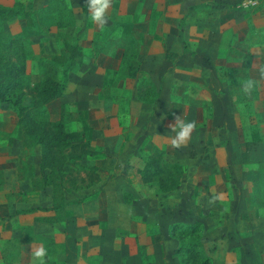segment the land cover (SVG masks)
<instances>
[{"label":"rangeland","instance_id":"obj_1","mask_svg":"<svg viewBox=\"0 0 264 264\" xmlns=\"http://www.w3.org/2000/svg\"><path fill=\"white\" fill-rule=\"evenodd\" d=\"M50 1L0 0L1 4L12 5L16 2L34 11L40 32L28 29L23 16H12L1 22L6 33L25 37L23 40L28 54L25 71L31 82L42 79L46 74L45 64L52 56L61 55L63 41L77 42L83 52L81 64L68 72L62 95L46 104L49 118H58L62 111L66 130H79L84 137L87 132L96 139L97 147L108 151L107 154L115 160V168H109L108 163H104L101 171L106 177L123 173L119 169L125 164H138L137 168L141 167L154 146L163 149L162 156L167 162L175 159L186 164L188 169L196 166L199 182L195 192L200 196L197 208L199 214L203 208L208 212L198 220L202 224V253L212 257L209 246L217 241L218 237L213 235L216 228L220 229V238L223 241L226 239L225 248L230 243L238 245L241 250L244 245L246 248L245 243L251 237L244 233L239 235L238 232L249 229L254 223L248 214L243 216V212L247 213L248 208L252 210L251 207L257 205L264 206V140L255 135L263 127L259 123L260 93L255 92L256 81L260 77L251 75L253 81H250L243 74L245 68L250 67L249 45L240 42L230 44L222 41V37L219 38V50L213 45L212 39L218 34L212 27V20L218 19L221 13L218 9L231 4H226L224 0H63L72 9L73 23L57 27L42 11V7ZM232 6L237 10L247 9L234 3ZM220 30L224 31L223 28ZM218 51L221 55L219 59L216 57ZM134 52L139 61V70L135 76L128 77L119 70V63L126 53ZM241 66L244 76L228 74L229 70ZM217 67L223 70L220 72ZM140 77L151 79L158 91L152 102L136 96V85ZM2 78L3 70L0 68V80ZM248 85L254 92L246 91L249 90ZM29 98L24 94L22 101L27 102ZM248 102L252 103V111L256 116L247 110L245 104ZM15 118L11 105L0 103V194L7 200L0 204V264L2 258L19 260L17 250L24 241L30 239L45 247L43 258L47 264L74 258L76 262L81 261V253L67 252L65 243L83 242V238H87V243L93 240V244H97L96 241L107 244L115 242L113 231L104 236L101 233L81 236L80 240L68 237L67 220L64 223L63 218L59 224L63 231H57L54 236H37L31 231L30 225L21 230L24 236L13 235L17 232L20 210L29 207V202L22 190L3 186L2 167L16 166L19 176L31 179V187L38 190L32 200L35 203L31 205L41 204L46 200L48 191H51L50 184L46 190L43 186L37 187L41 183L39 174L47 170L35 169L39 146L36 144L32 147V140L21 133L15 144L7 142L10 129L16 123ZM221 151L223 155H220ZM235 162V173H229V177L224 175L222 165L227 163L230 166V163ZM202 164L209 165L205 171L200 168ZM251 164L258 166L257 169L246 170L245 167ZM250 179L253 186L248 188L247 182ZM151 188V185L139 187L137 195L140 197L133 207L125 206L124 216L139 213L137 223L141 231L151 228L154 221L155 230L151 236L155 241L153 264H181L179 256L173 253L177 240L170 234V224L192 222L194 220L186 219L195 215V212L189 202L192 215H183L181 207L172 208L167 205V200L172 202L182 196L190 201L192 194L185 191L184 183L182 187L181 184L179 186L180 192L174 190L164 194L155 191L153 194ZM91 189L99 191V195L106 191L105 196L109 199L120 198L119 194L125 202L130 198L129 191L121 187H116V191L114 185L103 188V184H100L88 190ZM88 190L71 192L66 196L69 198L66 203L63 199V204H69L68 208L71 207L73 213L82 212L83 206L74 203L89 194ZM141 191L145 192L144 195L143 192L138 194ZM228 195L237 198L234 205L236 215L230 218L227 213L225 218L213 220L210 217L211 211L221 208L226 212L229 208L219 202V198ZM97 207L102 208H97V219L106 217L109 223L112 221L115 224L114 207L103 212L101 201ZM9 212H13L11 217L14 218H9ZM30 212L26 216L27 220L34 213L38 216L53 214L52 210L45 208H33ZM57 215L54 213V216ZM88 222L90 224L84 219L77 220V228L83 230V227L89 228L91 224L97 228V220ZM123 226H127L125 231L135 230L136 220L128 221ZM229 231L233 235L227 237ZM122 242L127 243V239ZM213 245L216 247V244ZM246 254L247 250L240 259L241 264H250ZM254 263L264 264V258ZM138 264L147 263L139 260ZM209 264H212L211 261Z\"/></svg>","mask_w":264,"mask_h":264},{"label":"crops","instance_id":"obj_2","mask_svg":"<svg viewBox=\"0 0 264 264\" xmlns=\"http://www.w3.org/2000/svg\"><path fill=\"white\" fill-rule=\"evenodd\" d=\"M149 1V0H145ZM226 4H231L227 5L226 8L223 9H218V11H221L218 15L217 20H212V27L216 30L217 32V37L214 36L215 38L213 40V45L215 46L216 50H219V47L221 45V42L219 41L220 37H222V41L224 42H240L249 45L250 47V67L245 68V76L249 77L250 81H253V79L250 78L251 75H259V80L256 81V91L259 92V106H260V119L259 123L263 125L261 128L262 130L260 131L259 134L257 135L261 140H264V0H256L255 5L250 6L249 8L244 10H237L234 9L232 6V3L236 5V2L238 0H224ZM223 28L224 31L222 32L220 29ZM213 38V37H212ZM231 44V43H230ZM215 56V55H214ZM219 51L216 53V57L219 59L220 58ZM214 57L215 59H217ZM235 59V58H234ZM241 67H237L236 69L229 70L230 72L228 73L230 76H241L242 71ZM217 70L221 72L223 70L222 68H218ZM223 75L224 73H220ZM244 76V75H243ZM67 83V82H66ZM249 86V85H248ZM249 90L246 91H252L250 86L248 87ZM254 89V88H253ZM58 98V97H57ZM52 101V100H51ZM246 102V101H245ZM245 104V103H244ZM247 106V110L251 113L253 112L254 115L256 116L255 112L252 111V103L248 102L245 104ZM16 117V116H15ZM16 119V118H15ZM249 119V123H250ZM16 122V120H15ZM251 124V123H250ZM12 130V129H10ZM86 137L90 139L94 144L97 142L96 139L91 135L85 133ZM15 142L11 143L12 145L15 144ZM186 143V142H185ZM190 144V143H188ZM96 146V145H95ZM98 152L92 155H84L81 158V162L86 165H91L94 164L97 166V172L99 175V179L91 183L87 186L80 187L75 190L71 191H65L64 192V198H65V203L68 201L69 198L66 196L69 195L71 192H79L81 189H90L93 186H98L100 184H103V188L107 187L110 188L112 185L116 187H121L126 189L127 191L130 192L129 195V202H125L123 197L120 198H114V199H109L107 196L106 191L103 192L102 195H99V191L91 189L88 190L87 195L82 196L81 199H79V202H75L74 204H79L83 206V211L82 212H72L68 206L64 204V216H63V222L67 220V236H73L75 239L78 238L80 240L81 236L83 237H88L90 235H99L100 233L102 236H104L105 233L109 231H113L112 235H115V242H112V244H107V242L101 241L97 242V244H93V240H88L89 243H87V238H83V242H78V243H65V249L67 252H73L77 254L78 252L81 253V261L76 262V258L73 260L68 259L67 261H61L58 262L57 264H138L139 260L145 261L147 264H153L154 258H155V253L153 252V246L155 241L151 238L153 236V232L155 230L154 228V221L152 222V227L149 229H143L142 231L139 228V213H131L129 216L125 217L124 216V211H125V206H128L129 208L133 207L134 203L138 200L137 192H139V187L141 186H148L151 185V191L154 194L155 191H157V185L154 182H142L140 179L139 173L136 171L137 165H127L125 164L122 169H119L120 172H123L121 174H117L115 177H106V175H102V166L104 163H108L109 168H115L114 166V159L113 157H110L107 152L102 149L101 147H97ZM220 153V152H219ZM224 152L221 151L220 155H223ZM204 156V155H202ZM38 159H39V153H38ZM171 161H176L179 162L178 160H171ZM262 162V161H261ZM38 163V160H37ZM181 163V162H179ZM183 166V171L181 173V187L182 184L184 183L186 189L185 191L192 194L190 196V201L187 200L186 198L180 196L179 198L175 199V201L169 202L167 200V205H170L173 207H181L184 211H182L183 215L185 214H190L192 215V210L190 208L193 207V210L195 212V215L191 216L190 218L186 219L187 221L189 220H200L201 217H203L204 213L207 214V209H202L199 214V209L197 206L199 205V195H197L196 186L199 181L198 180V175L196 174L197 169L196 166L188 169L186 167V164L181 163ZM240 166H243L242 163H239ZM120 166V165H119ZM203 166V167H202ZM200 167L202 171H205L206 166H209L207 164H202ZM224 169V175L229 177L232 175V173H235V167H237L236 162L235 163H230V166L225 163L222 165ZM258 166L255 164H251L248 167H245L246 170L252 171L254 169H257ZM231 169L229 171V169ZM2 176L4 179V184L3 186L6 188H12L16 187L19 190H22L21 192L25 195V199L27 200L29 207H35L38 205L42 206H49L51 204V191H48L47 193V198L44 200L41 204L36 203L34 205H31L32 203H35V201H32L34 197L38 194V190L33 189L31 187V179L28 176H22L17 174V169L16 166L13 167H2ZM36 170H39L38 164H36ZM251 169V170H250ZM187 170V172H186ZM8 172V174H7ZM186 172V173H185ZM190 172V173H188ZM191 175V176H190ZM8 176V177H7ZM106 177V179H105ZM224 177V176H223ZM227 177V179H228ZM248 188L253 186V183L251 182V179L249 182H247ZM180 186V185H179ZM43 189H48V184L43 185ZM179 191L180 189L175 188L173 190L167 191ZM116 191H118L116 189ZM102 192V191H101ZM143 191H141L138 194H141ZM119 193H121V190H119ZM145 192H143L144 195ZM164 193L165 192H161ZM82 195V194H81ZM79 195V196H81ZM141 195V197H143ZM231 195L226 196L225 198H219V202L224 203L225 208L229 207L226 212L222 211L221 208L220 210L216 211H211L210 217L213 220H219L221 217L226 216V214H230V218L235 216L234 212V205L237 201V198L235 196L230 197ZM99 197V198H98ZM67 198V199H66ZM9 199V198H8ZM7 200L3 198V195L0 194V204L5 203ZM99 201L102 202L104 205L103 207V212L109 210L110 208L115 210V215H114V222L115 224L112 223V221L107 220L106 217H99L98 219L96 218V213L101 210L102 208L97 207V203ZM190 202V204H189ZM214 203V201H212ZM219 204V203H217ZM78 205V206H79ZM106 207V208H105ZM28 207L20 210L21 213L19 214L20 218L17 225V232L14 233V236H17L19 234V230L21 226L25 225H30L31 231L36 234L37 236H54L57 231H63L62 228L59 227V224L61 221H46V220H38L35 217L37 213H34L30 219L27 220L28 217H26L29 213L31 214L30 210H25ZM67 208V209H66ZM99 210H98V209ZM252 210L248 208L247 213L243 212V216L245 214L249 215L250 220H253L254 226L251 225V227L247 230H239L238 234L239 235H248L251 237L249 241H246L245 244H247L246 248L244 245L243 250L239 249V246L233 243H230V245H226V248L224 247V242L220 238V229L216 228L215 231L213 232V235H216L217 238V243L213 242L211 243L210 251L212 257L210 258L212 264H241V257L244 253V251L247 250L246 258L248 261H250V264H255L254 261L258 262L261 261L264 258V206L261 207L259 205L251 207ZM14 212V211H13ZM13 212H9L8 215L9 218L11 217V214ZM16 212V211H15ZM24 212V213H23ZM66 212V213H65ZM50 213H47L49 215ZM225 214V215H224ZM36 215V216H35ZM16 217V216H15ZM90 217V219H89ZM14 217H11L12 219ZM80 219L86 220L87 223L88 220H97V228L94 225H90L89 228L83 227L77 228V220L79 221ZM237 219V218H236ZM137 226L135 227L136 229L132 231H125L127 229V226H123L124 223H128V221H135ZM203 220V219H202ZM63 223V224H64ZM90 224V223H89ZM112 227H110L111 225ZM220 225V223H219ZM223 225V223H222ZM215 228V227H214ZM223 228V227H222ZM244 228V227H243ZM77 230V231H76ZM116 232H115V231ZM224 231V229H223ZM237 231V230H236ZM235 231V232H236ZM233 235V232L229 231L227 237H230ZM120 238V241H119ZM127 239V243L123 244L122 241L124 239ZM81 240V241H82ZM230 241V240H229ZM227 242V241H226ZM213 244H216V247H214ZM45 247L40 246L37 242H35L33 239L24 241L20 248H19V260L9 262L10 264H47L43 258V250ZM233 248V249H232ZM21 253V256H20ZM35 255V256H33ZM125 258V259H124ZM124 259V260H123ZM254 261H253V260ZM114 261V262H113ZM1 264H9V263H4L1 261Z\"/></svg>","mask_w":264,"mask_h":264},{"label":"trees","instance_id":"obj_3","mask_svg":"<svg viewBox=\"0 0 264 264\" xmlns=\"http://www.w3.org/2000/svg\"><path fill=\"white\" fill-rule=\"evenodd\" d=\"M42 9L57 27L73 23L72 9L63 0H51ZM12 16H23L28 29L40 32L34 11L27 10L16 2L12 5L0 3V68L3 70V78L0 80V103L6 102L11 105L16 116V123L7 136V142L13 143L18 140L21 133L26 135L28 140H32V147L36 144L39 146L38 168L47 170L39 174L41 183L37 187L50 184L51 204L28 207L25 210L50 209L53 214L35 218L51 222L61 221L64 216V192L89 185L99 179L96 165L81 162L84 155L98 152L95 144L85 138L79 130H66L62 111L58 118L51 119L46 108L49 101L62 95L68 72L81 64L83 52L77 42L63 41L61 55L52 56L45 64L46 74L42 79L31 82L25 71V61L28 57L23 40L25 37L8 34L1 27V22ZM119 70L128 77L138 73L139 61L135 52L123 56ZM24 94L30 97L27 102L22 101ZM157 94L158 91L151 79L139 78L136 85L138 98L152 102ZM14 129L15 133L17 131L16 134ZM162 155L163 149L154 146L136 171L142 182H155L158 192H167L179 187L183 166L176 161H165ZM54 213L58 215L54 216ZM25 228H28V225L20 227L18 236H24L21 230ZM170 234L177 240L173 253L179 256L181 264H209L210 257L202 253L200 221L173 222L170 224ZM17 251L19 254V250ZM2 259L3 262L13 261L11 258Z\"/></svg>","mask_w":264,"mask_h":264},{"label":"built area","instance_id":"obj_4","mask_svg":"<svg viewBox=\"0 0 264 264\" xmlns=\"http://www.w3.org/2000/svg\"><path fill=\"white\" fill-rule=\"evenodd\" d=\"M255 3H256V0H238L236 5L243 7V8H247L252 5H255Z\"/></svg>","mask_w":264,"mask_h":264}]
</instances>
